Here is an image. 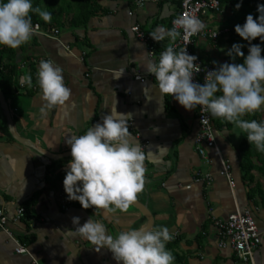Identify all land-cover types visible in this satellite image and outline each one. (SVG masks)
<instances>
[{
  "label": "crops",
  "instance_id": "1",
  "mask_svg": "<svg viewBox=\"0 0 264 264\" xmlns=\"http://www.w3.org/2000/svg\"><path fill=\"white\" fill-rule=\"evenodd\" d=\"M135 1L97 0L99 10L86 24L60 27L59 40L32 35L1 56L2 65L14 63L18 74L32 76V85L23 91L16 92L15 82L10 90H0L15 131L33 144L12 137L0 105V206L11 235L29 252L17 253L15 242L0 228V264H34L33 259L38 264H118L108 248H99L81 235L72 218L80 217V224L89 217L100 221L112 236L144 227L146 218L132 204L126 211L84 208L79 201L67 199L62 183L71 159L63 156L71 150L66 140L102 122L114 106L129 113V138L140 142L145 151V185L136 200L152 216L150 229L166 226L173 235L166 244L175 257L172 264H240L229 246H219L214 225L215 219L225 220L235 212L249 213L262 232L253 256L255 264H264V174L254 170V181L244 177L239 146L246 134L235 123L213 116L216 145L230 166L231 185L215 150L206 148L205 161L195 148L196 108L186 110L173 95L162 94L156 79H134L135 74L147 76L144 66L158 60L171 41L152 39L155 55L151 57L132 25L148 32L159 25L170 28L179 11L177 0H144L141 6ZM201 20L212 29L221 18L206 15ZM229 49L225 35L216 41L196 38L192 45L202 60L217 61L216 67L229 62ZM49 58L62 67L71 97L42 114L37 72L39 62ZM21 62L29 66L21 69ZM122 69V75L115 77ZM242 118L264 120V107ZM253 161L260 163L256 157ZM198 172L209 174V183L197 180ZM20 206L25 216L15 220Z\"/></svg>",
  "mask_w": 264,
  "mask_h": 264
},
{
  "label": "clouds",
  "instance_id": "2",
  "mask_svg": "<svg viewBox=\"0 0 264 264\" xmlns=\"http://www.w3.org/2000/svg\"><path fill=\"white\" fill-rule=\"evenodd\" d=\"M241 3L239 0L235 7L238 9ZM256 11L259 15L255 19L248 13L243 24L234 26L235 32L249 42L256 37L264 41V4H258ZM30 13H37L45 22L52 18V12L34 6L33 0H0V45L18 48L30 40L34 34ZM172 25L171 28L159 25L150 32L155 41H163L166 37L171 41L158 60L151 59L144 66L155 76L160 92L173 95L186 110L199 105L204 112L235 123L246 134L248 142L264 153V120L242 118L264 107L261 44L249 43L245 55L241 44L234 43L227 54L242 56L243 62L219 63L218 67L206 72L205 82L199 83L193 80L194 74L201 71V65L194 63L196 55L189 54L185 46L177 50L174 44L182 35L181 28L184 33L193 35L205 28V22L197 16L183 14L173 19ZM123 71L115 77L121 76ZM37 76L44 101L40 108L42 114L69 101L71 89L65 85L63 69L55 61L41 60ZM20 82L31 86V74L22 76ZM128 114L118 112L114 106L102 117V122L66 140L71 149V159L62 181L67 199L79 201L84 208L95 206L126 211L143 191L145 151L140 142L133 143L129 138ZM72 221L79 233L94 245L108 248L118 264H172L175 259L166 247L174 238L166 226L128 229L112 236L107 234L102 222L90 217L83 224L79 223L78 216Z\"/></svg>",
  "mask_w": 264,
  "mask_h": 264
},
{
  "label": "built area",
  "instance_id": "3",
  "mask_svg": "<svg viewBox=\"0 0 264 264\" xmlns=\"http://www.w3.org/2000/svg\"><path fill=\"white\" fill-rule=\"evenodd\" d=\"M157 1V0H153ZM137 5L141 6L144 3V0H136ZM179 5L178 14L173 18L175 19L179 15L190 14L199 17L200 19L203 16H220L225 15L223 10L220 8V4L218 0H177ZM131 15V11L128 12ZM170 22V28L173 26L172 21ZM33 24L34 34L33 35H42L46 37H50L56 40H59L60 28L55 26L43 27L39 23L35 22ZM131 30L136 34L138 39L142 41L148 50V55L154 57L155 55V45L152 41V37L150 32L143 30L139 27V25L134 24L131 27ZM181 36L177 38L175 41V48L178 50L179 48L186 47V50L189 54H194L192 51V45L196 38H210L214 41L219 39V37L226 35L228 33V28L224 25H218L216 27L208 28L205 27L201 32L193 35H188L184 33L183 29H180ZM217 33L213 36L214 33ZM197 57V60L194 63H198L201 65V71L197 72L193 76V80L199 83H204V77L208 70L215 68L216 66L212 62H208L202 60L200 57ZM38 61L37 59H33L32 62ZM26 62H21L19 67L26 68ZM2 64H0V69L2 68ZM21 68V69H22ZM29 71V70H28ZM30 72V71H29ZM24 76L23 74H18L15 77L16 83V92L23 91L27 88V84H21L20 79ZM156 79L154 75L147 73V76L141 74H135L134 79L139 81H144L145 78ZM219 94V93H218ZM196 118L199 130L195 137V148L200 157H202L205 161L208 160L206 155V148H212L218 154L220 158V163L222 167V173L228 177L230 184L232 185V181L230 180V171L229 164L220 156L216 140L214 134L213 127V116L210 113L204 112L200 106L198 105L196 108ZM130 129V128H129ZM197 180L202 179L206 180L209 183V174H200V172L196 173ZM201 177V178H200ZM25 216V208L20 206L16 210L15 220H19ZM7 216L4 213L2 207L0 206V228L11 238L15 244V251L17 253H26L29 255V252L26 246L13 238L10 231L6 227ZM214 225L217 229V235L219 240V246L225 247L229 246L231 248L236 260L240 264H255L254 262V250L259 246L261 242L262 232L258 230L257 225L253 219V217L247 213L235 212L227 217L225 220L215 219ZM34 264H38L36 260L33 259Z\"/></svg>",
  "mask_w": 264,
  "mask_h": 264
},
{
  "label": "trees",
  "instance_id": "4",
  "mask_svg": "<svg viewBox=\"0 0 264 264\" xmlns=\"http://www.w3.org/2000/svg\"><path fill=\"white\" fill-rule=\"evenodd\" d=\"M220 8L225 15H222L220 25L228 28V33L225 35L227 43L230 48L234 43L241 44V51L247 55L249 43L261 44V55L264 56V41H261L259 37L254 38L251 42L240 37L235 32L234 26L236 24H243L246 14L251 13L254 19L259 15L256 11L258 4H264V0H242L241 6L237 9L235 5L239 0H218ZM34 6H39L44 10L52 12V18L50 22H45L42 17L37 13H30L32 16V23H39L43 27L55 26V27H76L86 24L88 19L99 10L97 0H33ZM223 22V24H221ZM10 52L8 46L0 45V64L1 56L4 53ZM11 54V53H9ZM230 63H242L243 57L239 55L228 56ZM14 63L3 65L0 69V89L2 91H8L12 88L17 71ZM240 150L242 152V159L240 162L241 170L244 172V177L250 181H254V170L260 171L264 174V153L257 151L254 144H250L247 137L244 138L240 144ZM253 157L259 160V164L253 161Z\"/></svg>",
  "mask_w": 264,
  "mask_h": 264
},
{
  "label": "water",
  "instance_id": "5",
  "mask_svg": "<svg viewBox=\"0 0 264 264\" xmlns=\"http://www.w3.org/2000/svg\"><path fill=\"white\" fill-rule=\"evenodd\" d=\"M0 105H1L2 109L4 110V114H5V117L7 119L8 126H9V132L12 135V137L15 140H17L18 142L32 147L33 142H31L30 140L18 135L17 132L15 131V128H14V125H13V122H12L13 121L12 117H11V115L9 113L8 106L6 104V101L4 100V96H3L2 92H1V90H0ZM34 148H35V146H34ZM35 149L38 150V152L42 153L43 155H46V156H49V157L53 156V154L52 155L48 154L47 152H45L41 148H35ZM63 156H71V150L65 152L63 154ZM131 204L134 207H136L143 214V216L146 218L147 222H146L145 226L142 227V228H150L151 225H152V216H151L150 212L148 211V209L146 208V206L144 204L138 202L137 200H135Z\"/></svg>",
  "mask_w": 264,
  "mask_h": 264
},
{
  "label": "rangeland",
  "instance_id": "6",
  "mask_svg": "<svg viewBox=\"0 0 264 264\" xmlns=\"http://www.w3.org/2000/svg\"><path fill=\"white\" fill-rule=\"evenodd\" d=\"M224 14H226V12H224ZM217 24L219 23V22H216ZM221 24H223V22L221 23ZM224 25V24H223ZM215 26H218V25H215Z\"/></svg>",
  "mask_w": 264,
  "mask_h": 264
}]
</instances>
